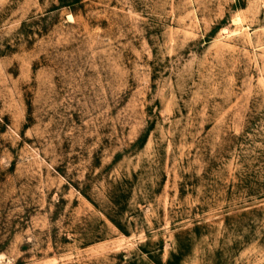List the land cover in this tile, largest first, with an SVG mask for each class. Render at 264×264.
<instances>
[{"label":"rangeland","instance_id":"1","mask_svg":"<svg viewBox=\"0 0 264 264\" xmlns=\"http://www.w3.org/2000/svg\"><path fill=\"white\" fill-rule=\"evenodd\" d=\"M0 264H264V0H0Z\"/></svg>","mask_w":264,"mask_h":264},{"label":"bare ground","instance_id":"2","mask_svg":"<svg viewBox=\"0 0 264 264\" xmlns=\"http://www.w3.org/2000/svg\"><path fill=\"white\" fill-rule=\"evenodd\" d=\"M242 18H240V17H238V18H236L234 21H235V23L234 24H236V25H238V24H240V23H242L243 21L241 20ZM237 30H239V28H237ZM237 33V32H236ZM235 34V33H234ZM233 35V34H232Z\"/></svg>","mask_w":264,"mask_h":264}]
</instances>
